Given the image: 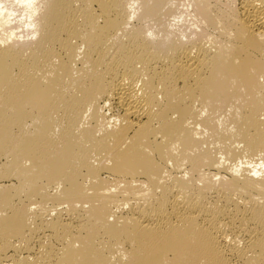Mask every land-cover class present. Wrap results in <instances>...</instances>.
Here are the masks:
<instances>
[{
  "label": "bare ground",
  "instance_id": "bare-ground-1",
  "mask_svg": "<svg viewBox=\"0 0 264 264\" xmlns=\"http://www.w3.org/2000/svg\"><path fill=\"white\" fill-rule=\"evenodd\" d=\"M44 1L0 0V264H264V0L182 38L175 0ZM205 133L251 161L212 174ZM84 172L124 195L53 194Z\"/></svg>",
  "mask_w": 264,
  "mask_h": 264
},
{
  "label": "rangeland",
  "instance_id": "rangeland-1",
  "mask_svg": "<svg viewBox=\"0 0 264 264\" xmlns=\"http://www.w3.org/2000/svg\"><path fill=\"white\" fill-rule=\"evenodd\" d=\"M43 1V0H42ZM241 0H212L213 3L218 4L219 6L227 7V6H233L237 7L239 5ZM45 3L47 2L46 0L44 1ZM197 0H175L174 1V10L176 12V17L169 19V24H170V30L175 32L176 36H181L182 38V32H186L187 36L193 35H202L203 33H206L205 36H207L209 32L207 26L204 24L202 18L197 12V7H196ZM133 24L137 23L136 18L133 19L132 21ZM22 30H20L21 32ZM32 37L30 38H21L19 41L20 42H26V41H31ZM183 40H187V38H183ZM261 82H264V77L261 78ZM119 111L116 108H106L105 109V114H107V118L109 119L108 121H111L113 123V118L117 116ZM224 118V116H223ZM230 123H228L229 125ZM230 126V125H229ZM110 127H114L113 125ZM230 128H233L231 125ZM103 133H101L102 135ZM206 135V136H205ZM204 138L206 140V143L204 145L205 151L209 152L210 158L212 160V165L215 167H210L208 168V171L211 172L212 174H220L224 176L221 177H228L229 175L232 174L233 169L236 170L237 165L240 167H243L244 165L242 163L247 162L248 159L247 155H239L237 158L231 159L229 161L228 159L223 160V157H225L223 154L225 153L223 144L220 142H217V139H212L208 137V134L205 133ZM202 136V137H203ZM216 140V141H215ZM239 144V143H238ZM235 146H237V143H235ZM239 146V145H238ZM247 157V158H246ZM259 158L254 157L253 161H257L258 163H262L261 161H258ZM222 162V163H221ZM97 164V162L95 163ZM220 164V165H219ZM242 164V166H241ZM111 167V166H110ZM169 167H171V163L169 164ZM245 167V166H244ZM248 166H246L247 168ZM250 168V167H249ZM232 170V171H231ZM219 171V172H217ZM227 171V172H226ZM230 171V172H229ZM226 172V173H225ZM137 175L134 176V178H131V181L134 183V181L142 180V181H147V177L145 176V172L142 170H136ZM86 173L81 177V181L77 186H70L67 184L61 185L59 188L53 190V194L55 195H62L64 193H70V194H91L94 191H98L101 194H113V195H118L119 197L124 195V188L125 184L124 178L121 176L120 179H117L118 177H107V175H101L97 179H92V181L86 180ZM220 176H218L216 179H220ZM146 179V180H145ZM104 185V186H103ZM148 189V186L146 187ZM152 189V187H150ZM50 202L45 205L46 209H49L50 207ZM99 203H96V207L98 206ZM68 205H63L60 209L67 208ZM76 208L79 210H82L83 212H88L90 211V206L84 203H78L76 205ZM125 210H128V206H124ZM53 214V213H52ZM54 215V214H53ZM96 221L97 218H94ZM126 220H124L123 215L121 211L116 210V209H111L107 216L103 217V219H98V223L105 224L107 226L111 227H119L122 226L123 223ZM75 256L80 259V257L77 255V252H75ZM113 264H124L122 261L115 260Z\"/></svg>",
  "mask_w": 264,
  "mask_h": 264
}]
</instances>
